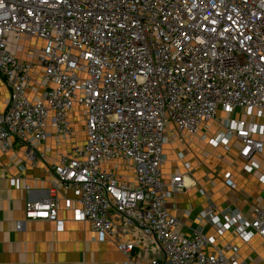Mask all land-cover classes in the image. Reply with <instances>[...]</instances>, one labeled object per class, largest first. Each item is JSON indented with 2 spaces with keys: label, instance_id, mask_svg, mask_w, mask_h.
I'll list each match as a JSON object with an SVG mask.
<instances>
[{
  "label": "built area",
  "instance_id": "2783aa9c",
  "mask_svg": "<svg viewBox=\"0 0 264 264\" xmlns=\"http://www.w3.org/2000/svg\"><path fill=\"white\" fill-rule=\"evenodd\" d=\"M24 38L40 42L29 59L11 48ZM1 83L8 90L1 151L13 140L37 148L51 135L48 125L57 138L73 137L69 113L76 107L85 132L81 146L58 157L51 196L25 202V220L55 221L56 192L70 189L80 203L77 218L98 239L115 236L112 214L138 230L134 241L117 243L125 264H238L237 246L226 243L227 254L213 236L178 231L167 200L182 189L183 176L162 180L163 146L170 127L195 134L215 122L222 130L210 142L228 149L236 137L241 170L260 171L255 158L264 159V142L253 134H264V126L234 113L264 116V0H0ZM33 84L39 97L27 95ZM109 162L131 167L132 179ZM230 217L244 242L264 239L263 207L250 220L237 211ZM137 246L158 248L163 257L134 259Z\"/></svg>",
  "mask_w": 264,
  "mask_h": 264
},
{
  "label": "crops",
  "instance_id": "0c3cea01",
  "mask_svg": "<svg viewBox=\"0 0 264 264\" xmlns=\"http://www.w3.org/2000/svg\"><path fill=\"white\" fill-rule=\"evenodd\" d=\"M24 38L11 41L12 51L22 59H29L27 51L34 46ZM36 41V40H35ZM37 42V41H36ZM23 50H16V45ZM41 89L36 85L27 95L39 97ZM8 90L1 83L0 105L5 107ZM239 114L252 125L264 126V116H248L241 109ZM224 113L221 112V116ZM75 134L62 139L54 135L55 130L48 125L51 135L37 148L28 151L20 142L13 140L11 148L0 150V264H125L126 257L119 250L120 241H134L139 232L132 226H124L121 216L112 214L115 236L112 239H98L88 221L77 218L80 207L73 190L60 189L56 192V220L24 219L26 201L44 200L51 196L55 181L53 167L58 157L70 152L74 146H81L85 140L80 109L69 113ZM222 127L215 122H204L195 134L168 130V140L163 146L164 162L161 168L162 180L169 182L172 175L181 174L182 189L167 200V209L179 224L178 231L190 236L193 230L215 238V246L225 253L226 243L237 246L235 259L238 264H264V239L259 235L244 242L237 230L238 221L230 217L237 211L240 218L250 220L255 207L264 208V159L257 156L260 171L243 172L242 161L238 156L240 141L233 137L228 149L223 145H213L210 139L216 137ZM255 139L264 142V134H253ZM116 172L132 179L133 169L122 162H109ZM229 175L233 188L227 184ZM212 211V218L202 214ZM20 221L21 227L16 223ZM227 223L220 233L218 227ZM207 251H212L210 247ZM133 254L141 260L161 259L162 253L152 246L135 247ZM132 264V263H129Z\"/></svg>",
  "mask_w": 264,
  "mask_h": 264
},
{
  "label": "rangeland",
  "instance_id": "374dc122",
  "mask_svg": "<svg viewBox=\"0 0 264 264\" xmlns=\"http://www.w3.org/2000/svg\"><path fill=\"white\" fill-rule=\"evenodd\" d=\"M31 44H32V45H37V44H40V42H38V41L36 42L35 40H34V41L32 40V41H31Z\"/></svg>",
  "mask_w": 264,
  "mask_h": 264
}]
</instances>
